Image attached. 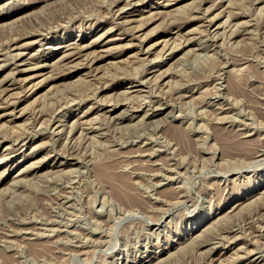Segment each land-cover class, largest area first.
I'll return each mask as SVG.
<instances>
[{"label": "rangeland", "instance_id": "374dc122", "mask_svg": "<svg viewBox=\"0 0 264 264\" xmlns=\"http://www.w3.org/2000/svg\"><path fill=\"white\" fill-rule=\"evenodd\" d=\"M173 3L0 0V264H264V0Z\"/></svg>", "mask_w": 264, "mask_h": 264}, {"label": "bare ground", "instance_id": "6f19581e", "mask_svg": "<svg viewBox=\"0 0 264 264\" xmlns=\"http://www.w3.org/2000/svg\"><path fill=\"white\" fill-rule=\"evenodd\" d=\"M19 1V0H18ZM34 1V0H33ZM35 1H37V0H35ZM40 1V0H39ZM181 0H174V3L173 4H171V7L172 6H176L179 2H180ZM224 1V0H223ZM21 2H22V0H21ZM32 2V1H31ZM52 2H54V1H52ZM51 2V3H52ZM129 2V1H128ZM138 2V1H137ZM50 3V2H49ZM139 3V2H138ZM137 3V4H138ZM4 4V3H3ZM67 4H69V3H67ZM125 6V5H124ZM143 6V5H142ZM7 7V6H6ZM129 7V6H128ZM38 8V7H37ZM201 8V7H200ZM40 9V8H39ZM176 9V8H175ZM36 10V9H35ZM260 10V9H259ZM40 11V10H39ZM119 11V10H118ZM57 12V11H56ZM136 12V10H134V9H132V10H130V11H124L123 9H121L120 11H119V17H121V18H134V17H132L133 15H134V13ZM168 12V11H167ZM58 13V12H57ZM72 13V12H71ZM222 13V12H221ZM27 14V13H26ZM147 14V13H146ZM157 14V13H156ZM166 14V13H165ZM33 15V14H32ZM36 16V15H35ZM66 16H67V14H66ZM210 16V15H209ZM29 17V16H28ZM117 17V16H116ZM27 18V17H26ZM35 18V17H34ZM209 18V17H208ZM23 19V18H22ZM30 19V18H29ZM66 20V19H65ZM149 20V19H148ZM170 20V19H169ZM248 20V19H247ZM130 21V20H129ZM21 22V21H20ZM133 22V21H132ZM201 22V21H200ZM232 22V21H231ZM29 23V22H28ZM31 23V22H30ZM52 23V22H51ZM155 24V23H154ZM53 26H54V24H53ZM78 26V25H77ZM22 27V26H21ZM43 27V26H42ZM16 28V27H15ZM137 28V27H136ZM207 30V29H206ZM248 30V29H247ZM41 32V31H40ZM107 33V32H106ZM170 34V33H169ZM168 34V35H169ZM209 34V33H208ZM168 35H166V36H168ZM171 35V34H170ZM14 36V35H13ZM163 37H165V36H163ZM174 37V36H173ZM184 37V36H183ZM189 37V36H188ZM166 38V37H165ZM130 39V38H129ZM199 39V38H198ZM246 40V39H245ZM109 41V43H112V44H119L118 42H121L122 41V38H120V37H115V38H112V39H110V40H108ZM166 43L168 42L167 40H164ZM170 41V40H169ZM211 42V41H210ZM240 42V41H239ZM93 43V42H92ZM159 43H155V44H153V45H150L149 47H147L146 49H145V54H149V52H151V49H153L156 45H158ZM236 44V43H235ZM93 46V45H92ZM91 44H87V45H82L81 43L80 44H75V43H69V44H67V45H63V46H61V47H58L57 49H60V50H62V49H64L63 50V54H62V56L57 60L59 63H65L64 65H68L70 62H73L74 60H76V59H78V58H84V60H86L87 62L88 61H91L90 59L92 58H90L89 56H90V54L91 53H89V50L91 49ZM199 46V45H198ZM17 49V48H16ZM92 50V49H91ZM169 50V49H168ZM144 51V50H143ZM143 51H142V53H143ZM109 54V53H108ZM136 54V53H135ZM144 54V55H145ZM21 54L19 53V54H16V56H15V58H18L19 56H20ZM170 55V54H169ZM130 57H133V56H130ZM129 57V58H130ZM168 57V56H167ZM23 58V57H22ZM89 58V59H88ZM21 59V58H20ZM74 59V60H73ZM104 60L105 59V56L104 55H101V56H99V57H97V59L96 60H94L95 62L97 61V60ZM124 59V58H123ZM73 60V61H72ZM134 61V60H133ZM94 62V63H95ZM130 62V61H129ZM93 63V62H92ZM20 65V64H19ZM19 65H17V66H19ZM17 66H16V70H17V72L19 73V72H23V70H21V69H18L17 68ZM51 66V65H50ZM41 67H45L44 66V64L43 65H41ZM74 67V66H73ZM88 67V66H87ZM96 67V66H95ZM49 68V67H48ZM70 69V68H69ZM15 70V69H14ZM94 71V70H93ZM92 71V72H93ZM76 72V71H75ZM89 73V72H88ZM99 73V72H98ZM97 73V74H98ZM108 73V72H107ZM71 74H73L72 72H71ZM7 75V74H6ZM12 75V74H11ZM66 75V74H65ZM64 75V77H66ZM68 75H70V74H68ZM219 75V74H218ZM220 76V75H219ZM61 76H58L56 79H58V78H60ZM76 77V76H75ZM23 78V77H22ZM69 78V77H68ZM20 79V78H19ZM54 79V78H53ZM106 79V78H105ZM50 80V79H49ZM70 80V79H69ZM68 81V80H67ZM164 81V80H163ZM174 81V80H173ZM65 82V81H64ZM103 84V83H102ZM14 85V83L12 82V80H10V82H9V85L8 86H10V87H12ZM69 86V85H68ZM23 87V86H22ZM50 87V86H49ZM133 87H135V86H133ZM133 87H131V88H133ZM11 93V92H10ZM134 93V92H133ZM100 95V94H99ZM5 96V95H4ZM10 96V95H9ZM7 98V97H6ZM10 101V100H9ZM8 101V102H9ZM148 101V100H147ZM113 102V101H112ZM152 104V103H151ZM14 105V104H13ZM108 105V104H107ZM64 106V105H63ZM62 106V107H63ZM125 106V105H124ZM57 107V106H56ZM11 111V110H10ZM107 112H110V113H112L113 111L112 110H108ZM119 112V111H118ZM51 115V114H50ZM95 115V114H94ZM165 115V114H164ZM228 115V114H227ZM29 116V115H28ZM216 116H219V115H216ZM11 117V116H10ZM15 117V116H14ZM224 117V116H223ZM43 118V117H42ZM159 118H161V117H159ZM120 120H121V118H120ZM125 119H123V121H124ZM219 120V119H218ZM27 121V120H26ZM114 121V120H113ZM155 123V122H154ZM19 124V123H18ZM22 124V123H21ZM42 126V125H41ZM60 126V125H59ZM19 127V126H18ZM45 127V126H44ZM47 128V127H46ZM14 129V128H13ZM10 133V132H9ZM242 133V132H241ZM250 133V132H249ZM2 135V134H1ZM43 137V136H42ZM200 138V137H199ZM245 139V138H244ZM70 144V143H69ZM84 147V146H83ZM262 150V149H261ZM82 151V150H81ZM258 151V150H257ZM261 154V153H260ZM69 155V154H68ZM61 157V156H60ZM67 158V157H66ZM263 158V157H262ZM77 159V158H76ZM56 161H55V165H54V168H57V167H61L62 165H63V163L60 161V159H55ZM87 160V159H86ZM250 160V159H249ZM252 160H254V159H252ZM54 161V160H53ZM244 161V160H243ZM69 164V163H68ZM25 166V165H24ZM41 167V166H40ZM53 168V169H54ZM166 168V167H165ZM40 169V168H39ZM30 170V169H29ZM28 170V171H29ZM41 170V169H40ZM80 170V169H79ZM80 174V173H79ZM165 175V174H164ZM22 176V175H21ZM54 176V175H53ZM174 176V175H173ZM179 176V175H178ZM172 177V176H171ZM47 178H49V177H47ZM51 178V177H50ZM93 178V177H92ZM95 178V177H94ZM173 178V177H172ZM177 178V177H176ZM31 179V178H30ZM64 179V178H63ZM69 179V178H68ZM68 179H67V181H68ZM62 180V179H61ZM76 182V181H75ZM153 182V181H152ZM157 184V183H156ZM181 184V183H180ZM131 189V188H130ZM110 191V190H109ZM20 192V191H19ZM107 192V191H106ZM116 192V191H115ZM123 192H126V191H123ZM110 193H111V191H110ZM109 193V194H110ZM106 194V193H105ZM175 194V193H174ZM113 195H115V194H113ZM119 195H120V193H119ZM130 195V194H129ZM132 195V194H131ZM80 197V196H79ZM159 197V196H158ZM167 197V196H166ZM123 198V197H122ZM126 198H127V195H126ZM63 199V198H62ZM101 199V198H100ZM172 199V198H171ZM128 200V199H127ZM132 200H135V199H132ZM138 199H136V201H137ZM191 200V199H190ZM63 201V200H62ZM122 201V200H121ZM250 201V200H249ZM102 202V201H101ZM184 202V201H183ZM100 203V202H99ZM133 203V202H132ZM125 204V203H124ZM192 204V203H191ZM126 206V205H125ZM110 207V206H109ZM142 207V206H141ZM172 207V206H171ZM71 208V207H70ZM93 208H94V206H93ZM139 208V207H138ZM100 210V209H99ZM264 210V209H263ZM227 211V210H226ZM128 212V211H127ZM264 212V211H263ZM98 213V212H97ZM77 214V213H76ZM72 215V214H71ZM217 216V215H216ZM120 217V216H119ZM123 217V216H122ZM127 218V217H126ZM145 218V217H144ZM254 218V217H253ZM120 219H121V217H120ZM147 219V218H146ZM221 219V218H220ZM136 221V220H135ZM206 221V218L205 217H203V218H200L199 220H197V221H194L195 223H193V224H195V227H198V226H201L204 222ZM112 222V221H111ZM209 222V221H208ZM106 222H104V224H105ZM150 223H153L152 221L150 222ZM218 223V222H217ZM119 224V223H118ZM207 224V223H206ZM115 225V224H114ZM135 225V224H134ZM217 225V224H216ZM215 225V226H216ZM192 226V225H191ZM104 227V226H103ZM125 227V226H124ZM115 228V227H114ZM200 228H202V227H200ZM51 229V228H50ZM31 230V229H30ZM39 230V229H38ZM37 230V231H38ZM97 230V229H96ZM191 230H192V228H191ZM196 230V229H195ZM43 231H46V230H43ZM109 231V230H108ZM48 232V231H47ZM217 232V231H216ZM51 233V232H50ZM157 233V232H156ZM30 234V233H29ZM49 234V233H48ZM81 234V233H80ZM234 234V233H233ZM83 235V234H82ZM232 235V234H231ZM124 236V235H123ZM230 236V235H229ZM234 236V235H233ZM83 237V236H82ZM217 237V236H216ZM225 237V236H224ZM228 237V236H227ZM258 237V236H257ZM69 238V237H68ZM84 238V237H83ZM111 238V237H110ZM211 238V237H210ZM101 239V238H100ZM117 239V238H116ZM233 239V238H232ZM257 239V238H256ZM71 240V239H70ZM180 240V239H179ZM218 240V239H217ZM97 241V240H96ZM190 241V240H189ZM145 243V242H144ZM143 243V244H144ZM33 244V243H32ZM108 245V244H107ZM147 245V244H146ZM215 245V244H214ZM99 246V245H98ZM220 246V245H219ZM209 247V246H208ZM207 247V248H208ZM96 248V247H95ZM102 249V248H101ZM139 249V248H138ZM105 250V249H104ZM103 250V251H104ZM241 250V249H240ZM256 250V249H255ZM117 251V250H116ZM248 251V250H247ZM250 251H252V250H250ZM136 252V251H135ZM208 252V251H207ZM242 253V252H241ZM263 253V252H262ZM69 254V253H68ZM208 254V253H207ZM243 254V253H242ZM169 255V254H168ZM232 259V258H231ZM115 260V259H114ZM228 261V260H227ZM149 262H151V260H149ZM206 263V262H205ZM204 263V264H205ZM209 263V262H208Z\"/></svg>", "mask_w": 264, "mask_h": 264}]
</instances>
